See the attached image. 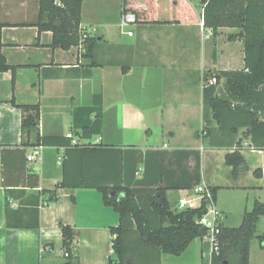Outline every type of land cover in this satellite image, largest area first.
Returning <instances> with one entry per match:
<instances>
[{"label": "crops", "instance_id": "1", "mask_svg": "<svg viewBox=\"0 0 264 264\" xmlns=\"http://www.w3.org/2000/svg\"><path fill=\"white\" fill-rule=\"evenodd\" d=\"M186 1L194 15L180 9L179 0H157L156 9L143 2L142 8L173 22H136L121 28L123 0H83L81 24L98 36L93 66L81 44L54 47L53 32L39 30V0H0L2 50L11 66L0 71V264H62L60 221L75 229L72 250L80 264L113 261L116 235L110 229L119 223V213L105 204L95 187L61 186L68 147L58 145L62 140L57 137L69 138L72 144L76 139L77 146L113 148L91 157L77 152L69 164L74 181L112 185L121 178L145 176L151 186H179L198 178L196 162L201 156L202 182L217 191L247 187L249 171L263 178L264 185V150L250 147L243 129L237 135L242 154L246 161H260L237 177L226 163L232 149L210 147L205 132L204 77L244 69L243 39L229 40L240 30L222 27L214 33L202 23L199 0ZM179 18L181 22L174 21ZM12 102L39 107L36 129L23 130L25 114ZM89 107L100 108L103 127L101 134L88 138L82 126L94 118ZM217 126L213 120L209 124ZM38 135L52 140L40 159L29 161ZM195 186L169 189L173 208L181 197L193 195ZM52 192H57L56 199H51ZM128 237L139 241L135 232ZM141 246L140 255L149 260ZM208 249L204 237L196 238L179 256L162 254L161 264H205ZM257 262L264 264L262 245Z\"/></svg>", "mask_w": 264, "mask_h": 264}, {"label": "trees", "instance_id": "2", "mask_svg": "<svg viewBox=\"0 0 264 264\" xmlns=\"http://www.w3.org/2000/svg\"><path fill=\"white\" fill-rule=\"evenodd\" d=\"M143 2L156 9L157 0H123V13H134L138 23L173 22L170 19L156 17V10L152 12L145 10L141 6ZM199 2L203 8L206 27L211 28L214 33H218L222 27L237 28L240 32L230 34L229 40L242 38L244 41V69L215 71L204 77L207 122L205 132L210 138V147L232 149V152L226 155V163L233 167V175L237 177L241 171L249 168L241 152L242 139L237 138L240 129L244 130V136L250 138V147L264 150V0H199ZM39 6V18L35 25L40 31L53 32L52 45L69 49L81 44L85 49V56L92 58L91 65L96 66L93 56L98 36L92 34L84 36L80 30L83 0H61L60 5L56 4L55 0H39ZM179 8L189 15H194L192 7L186 0H179ZM174 21L181 22V19ZM3 27L4 24L0 23V71L11 68L2 50ZM212 77L217 79L214 84L209 83ZM12 103L21 107L25 114L23 130L36 129L39 123V107ZM88 113L94 114V118H90L82 126V130L83 137L89 138L102 133L103 118L100 108L89 107ZM212 120L217 122V127H209ZM57 139L62 140L58 145L68 147L61 186L95 187L102 192L105 204L119 213V223L110 229L111 233L116 235L112 240L114 258L111 264H161L162 254L179 256L194 239L204 237L206 228L199 223V219L205 208L202 206L178 210L173 208L167 196L169 189L192 188L202 182L201 156L196 162L198 178H194L189 184L179 183L178 186L171 182H162L160 185L151 186L143 176L134 177L129 181H123L121 178L112 185L104 183L93 185L94 183L89 181L70 179L71 159L78 153L91 157L99 150L107 152L113 148L99 144L77 146L72 144L69 138L66 141H63V138ZM51 140V137L38 135L36 145H47ZM118 152L121 153V149ZM120 162L122 168V165L124 166L122 156ZM258 171L259 169H256L255 174L260 176ZM213 191L216 195L217 188H213ZM52 194L51 199H56L57 192ZM263 215L264 202L256 200L252 210L244 212L239 226L229 227L222 224L220 251L213 254L212 264H250L253 239L258 238L264 247V233H257ZM59 226L63 234L65 258L62 264H80L79 257L72 250L75 239L74 227L64 221H60ZM131 232L137 233L139 241L128 237ZM139 244L146 249L145 253L149 260L140 255L137 247ZM51 250L52 246L49 248V251Z\"/></svg>", "mask_w": 264, "mask_h": 264}, {"label": "built area", "instance_id": "3", "mask_svg": "<svg viewBox=\"0 0 264 264\" xmlns=\"http://www.w3.org/2000/svg\"><path fill=\"white\" fill-rule=\"evenodd\" d=\"M56 4L60 5L61 0H55ZM137 22L136 15L132 12L123 13L121 18V28H127ZM204 24V22H202ZM81 33L86 36L92 34L87 31L82 24H80ZM95 31V29H94ZM128 35H133V31H125ZM93 35V34H92ZM217 82L216 77H212L209 83L214 84ZM68 137L74 138L72 133H68ZM73 144H78L76 139H73ZM44 145L40 144L33 148V151L27 155L29 161H35L37 158H41ZM204 207L205 212L199 219V223L206 228L204 239L207 241L209 249L206 253L207 263L212 264L213 254L219 253L221 246L220 234L222 231V224L224 219V213L217 207L216 195L213 188L205 183H200L194 187V194L190 196L181 197L178 201L177 209L184 210L188 208Z\"/></svg>", "mask_w": 264, "mask_h": 264}, {"label": "rangeland", "instance_id": "4", "mask_svg": "<svg viewBox=\"0 0 264 264\" xmlns=\"http://www.w3.org/2000/svg\"><path fill=\"white\" fill-rule=\"evenodd\" d=\"M196 3L198 0H192ZM93 4V1H91ZM260 158L252 157L247 160L249 169H253L256 162ZM264 164V159H263ZM247 187L240 189L235 188H219L217 191V207L224 213V224L229 227H237L242 223L243 215L246 210L253 208L255 200L264 202V185L263 178L254 176L253 172H247ZM258 234L264 233V215L258 224ZM261 251V242L258 238H254L251 243L252 263L258 264L259 252ZM61 252V251H60ZM62 254V253H61Z\"/></svg>", "mask_w": 264, "mask_h": 264}, {"label": "water", "instance_id": "5", "mask_svg": "<svg viewBox=\"0 0 264 264\" xmlns=\"http://www.w3.org/2000/svg\"><path fill=\"white\" fill-rule=\"evenodd\" d=\"M111 263H112V260L110 259L109 264H111Z\"/></svg>", "mask_w": 264, "mask_h": 264}]
</instances>
